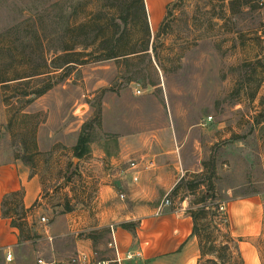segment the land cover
Returning <instances> with one entry per match:
<instances>
[{
	"label": "rangeland",
	"instance_id": "obj_1",
	"mask_svg": "<svg viewBox=\"0 0 264 264\" xmlns=\"http://www.w3.org/2000/svg\"><path fill=\"white\" fill-rule=\"evenodd\" d=\"M131 1L132 21L124 46L140 48L143 21L138 0ZM111 4L0 0V80L8 81L0 84V165L23 159L40 166L45 155L41 149L57 146L62 134L79 128L89 139L98 138L104 131V113L115 100L129 105L138 132L146 125L144 112L149 108L141 101L147 98L169 100L182 126H197L205 119L217 125L225 119L227 127L235 126L239 133L214 145L215 162H205L206 173L185 179L179 195L185 200V186L192 183L197 186L190 196L194 209L202 200L225 208L228 223L221 228L241 241L245 264V246L255 249L264 264V226L252 234L234 235L242 220L227 211L233 204L212 200L216 194L220 197L216 187L233 189L234 197L264 192V6L258 0H177L162 30L151 29L156 54L77 65L82 60L75 45L78 26L88 9ZM65 48L73 51L65 53ZM48 86L52 88L39 97ZM203 140L204 134L194 129L187 149Z\"/></svg>",
	"mask_w": 264,
	"mask_h": 264
},
{
	"label": "crops",
	"instance_id": "obj_2",
	"mask_svg": "<svg viewBox=\"0 0 264 264\" xmlns=\"http://www.w3.org/2000/svg\"><path fill=\"white\" fill-rule=\"evenodd\" d=\"M176 2L145 0L151 29L163 25ZM147 99L141 101L149 108L141 132L135 131L139 127L130 120L125 100H115L104 113V131L89 139L83 157L76 153L82 135L79 128L58 136L57 146L41 149L48 155H43L40 166L23 159L0 165V264H39L40 260L72 264L82 254H96L108 264H117V254L121 264H198L201 253L189 213L195 207L190 203L195 191H190L192 183H188L183 200L175 190L183 179L206 173L205 162L214 163L217 157L214 145L239 132L235 126L227 127L225 119L217 125L205 119L197 126H182L169 100ZM152 107L156 108L153 113ZM194 129L205 140L187 149ZM132 163L138 164L137 170ZM220 166L218 157L216 177H220ZM216 190L220 197L216 194L214 201L233 204L227 211L242 220L234 235L263 229L264 192L234 197L233 189ZM13 194L20 195L5 204V198ZM221 194L229 197L221 198ZM167 198L172 203L169 207L164 205ZM43 218L48 222L43 223ZM113 237L117 251L111 247Z\"/></svg>",
	"mask_w": 264,
	"mask_h": 264
},
{
	"label": "trees",
	"instance_id": "obj_3",
	"mask_svg": "<svg viewBox=\"0 0 264 264\" xmlns=\"http://www.w3.org/2000/svg\"><path fill=\"white\" fill-rule=\"evenodd\" d=\"M109 1H113V4L94 6L93 9H88L85 20L78 26L77 33L80 37L75 45L76 50H80L78 55L82 60L77 62V65L101 63L121 58L127 60L139 56H149L152 52L157 53L155 44H152V31L145 0H138L144 29L140 48L124 46L132 21L134 2H130V0ZM162 28L163 25L160 31ZM71 51L73 50L70 48L63 50L65 53ZM3 79L0 80V84L8 83ZM51 88L52 86H48L41 90L38 93L39 97L45 95ZM88 143L89 138L83 132L76 148L78 158L88 152ZM184 181L185 179L180 182L175 192L180 190ZM189 187L192 192L197 190L195 184H190ZM211 190L213 191L214 187ZM17 195L20 194L7 196L5 204ZM196 206L198 209L192 208L189 213L194 221L193 237L197 238L201 253L198 264H245L240 248L241 241L237 240L231 232H224L221 228V225L226 226L228 223L226 215L220 210L221 207L218 204L209 205L208 200L197 202ZM7 214L8 212L5 211V215ZM203 222L207 223L203 225ZM13 225L23 230L21 224L14 221ZM125 227L129 228L130 226Z\"/></svg>",
	"mask_w": 264,
	"mask_h": 264
},
{
	"label": "built area",
	"instance_id": "obj_4",
	"mask_svg": "<svg viewBox=\"0 0 264 264\" xmlns=\"http://www.w3.org/2000/svg\"><path fill=\"white\" fill-rule=\"evenodd\" d=\"M258 4L260 7H263L264 6V0H258ZM137 94L138 95H141L142 92L141 91H137ZM212 118H210L211 120ZM131 168L132 169H135L137 170L138 169V164L137 163H132L131 164ZM138 179L135 178V181H137ZM121 199H125V196L122 195L121 196ZM165 206L169 207L172 205L171 201L167 198L165 203H164ZM221 212H225V208L221 207ZM162 211V208L160 210V212ZM162 213V212H161ZM42 222L43 223H47V219L46 218H43L42 219ZM111 247H113L116 251H117V246H116V239L115 237H113V242L111 244ZM12 259V255H9L8 257V260H11ZM117 264H121V259L119 257V255L117 254ZM72 264H108L107 262L105 261H100L98 260L96 254L92 255V256H89V255H86V254H82V255H79L78 257L72 259ZM39 264H56V263H46L44 262L43 260H40L39 261Z\"/></svg>",
	"mask_w": 264,
	"mask_h": 264
},
{
	"label": "bare ground",
	"instance_id": "obj_5",
	"mask_svg": "<svg viewBox=\"0 0 264 264\" xmlns=\"http://www.w3.org/2000/svg\"><path fill=\"white\" fill-rule=\"evenodd\" d=\"M248 248H249L248 246L244 247V251L248 250V255H247L248 262L251 264H260V261H259V258L256 252Z\"/></svg>",
	"mask_w": 264,
	"mask_h": 264
}]
</instances>
